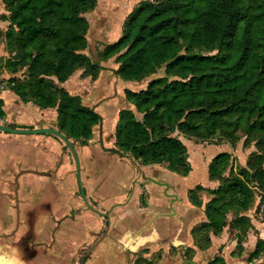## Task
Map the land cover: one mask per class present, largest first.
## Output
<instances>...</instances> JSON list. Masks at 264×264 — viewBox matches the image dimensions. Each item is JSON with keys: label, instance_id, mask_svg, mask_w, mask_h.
I'll return each instance as SVG.
<instances>
[{"label": "trees", "instance_id": "1", "mask_svg": "<svg viewBox=\"0 0 264 264\" xmlns=\"http://www.w3.org/2000/svg\"><path fill=\"white\" fill-rule=\"evenodd\" d=\"M2 1L9 15L8 87L22 102L55 109L57 129L85 144L100 117L62 84L79 70L94 81L101 70L85 53L84 15L97 0ZM98 58L113 59L114 75L126 82L153 76L138 91L124 89L132 109L119 112L114 130L116 146L142 165H166L187 177L192 167L180 136L205 142L218 135L231 144L244 138L255 146L238 171L231 153L215 155L207 175L217 185L188 191V201L203 206L200 230L216 236L228 227L243 245L252 229L246 213L264 194V0L140 1ZM202 191L211 196L206 202ZM263 252L258 239L248 261Z\"/></svg>", "mask_w": 264, "mask_h": 264}, {"label": "rangeland", "instance_id": "2", "mask_svg": "<svg viewBox=\"0 0 264 264\" xmlns=\"http://www.w3.org/2000/svg\"><path fill=\"white\" fill-rule=\"evenodd\" d=\"M140 1H146V0H97L95 8L84 15V17L86 18L89 24V29L87 31L88 45H87V49L85 50V53L90 57L92 61L99 63V65L102 67L101 69L102 72L100 71L98 74V78L101 75V83L100 86H95V85L93 86V87H97L94 91V94L99 95L100 93L105 92V90L107 91L109 86H112L114 84L113 82H116L115 89L117 90L118 94L114 91L112 92L111 90L107 94L110 95V98H113L115 96L117 97L112 100H108L110 99L108 98L107 99L108 101L103 102L97 108V113L103 117L106 116L108 117L109 115H113L114 109L116 108L117 105L127 106L128 103L123 96L122 99L120 98L118 99V97H120L119 96L120 92L122 93V88L138 91L144 88L147 82L153 77L151 76L149 78H146L141 82L123 81L114 75L113 70L115 69L116 65L114 64L113 59L107 61H100L98 58L99 51H101L107 44L112 43L119 38V36L121 35L122 25L125 17L132 11V9ZM8 16L9 15L5 9L4 3L2 0H0V75L4 79L10 78V75L7 73L6 69L4 68L5 61L9 58V52L7 50L6 40L3 36V34H5L6 30L9 28L8 27L9 22L7 19ZM81 72L82 71L79 70L74 73L76 74L75 75L76 79L71 83L73 87L75 86L74 88L76 91H77L76 87H78L76 84H80L79 82L83 78H87L90 80V77L81 76ZM157 75H162V70ZM6 88H8V85ZM88 89L89 86L87 90ZM79 90L81 93H84L86 89L84 87L83 88L81 87ZM87 90L86 93H88ZM8 91L11 93V90ZM112 93L113 96L111 95ZM111 118H112L111 121H113L114 117ZM111 133L113 134V131ZM97 134H98V129L96 128L95 139L97 138ZM180 139L187 146L188 161L191 164L192 171L187 177H182L165 169V165H161V166L153 165V168H155L153 172L154 174L156 172L158 173L161 171V173H159L157 176H154V179L156 181L166 182L171 185V189H170L171 200H169V197H166V199L165 197H163L164 202L161 200L156 204L149 206L150 207L149 209L152 210L153 206L155 208L162 209L167 205H169L171 209L174 211L172 213L166 210V212L168 213V217L171 218L175 215L178 216V211L174 210V208L177 207V209L179 208L181 214L186 215V217L183 218L185 222L179 223V225H176V227L173 228L170 226L171 228L168 229L170 230V233L164 234V236L156 229L157 233H155V237H151L152 240H149L147 243H145V245L138 248L137 251L139 252L136 251L130 252L134 256L129 257L128 262L126 260L127 254L125 255L124 252V250H126L127 247H125L124 243L119 244L120 245L119 251H114L110 246L111 244H109L107 247H109L112 254L108 257V264H131L132 262H134L136 256L141 254H145L147 260H150L152 264H181L182 262L181 251L184 248H187L188 246L192 247L193 239L194 242L201 244L203 248L209 246V249L204 251L202 250V252L198 250L192 251L191 257L198 264H206L212 258L218 256L224 258L225 264H264V252L261 254V256L258 259L252 260L250 262L248 261V257L251 254V252L254 250V246L251 244L250 241H248L247 238H245L243 245H237L236 242L237 238L241 236V234L236 233L234 230L231 231L230 229H228V227H225L220 234L214 237L212 233L210 234L207 233L206 231L200 230V225H199L194 229L195 231H194L193 239L189 235L191 228L195 226L196 223H200L201 221L205 220V215L203 213V206L197 209L189 208L190 206L187 200V195H188L187 190L195 188L197 185H203L206 188H213L217 184V183L212 184L208 180L207 168H206V164L208 160L211 158V156L213 157L214 155L218 154V152L220 151L229 152L233 157L231 165L233 169H236L238 171L240 167H244L249 155L253 152H256L255 146L253 144L249 146H245L244 138H240L231 144L230 142L223 140L218 135L214 136L213 138L205 142H199L193 138H185L183 136H180ZM92 150L94 152L93 153L94 158L92 159L91 168L95 172H100L103 176L108 177L111 182V184L109 183L107 188L105 189L103 203H107V202H109L110 204L116 203L117 202L116 199L121 196L122 191H124V193L129 192L131 195L132 187L127 189L126 188L127 185H124V182L126 180L127 182H129L132 175L135 174L136 169L132 166V164L126 162L124 163V165H122V162L119 161L118 160L119 158L115 155L112 156L109 155L110 157H107V160H102L100 158L101 153H99L96 149L92 148ZM45 185L46 184H43V187H41L42 184H39V186L43 190L45 189ZM133 187L135 188V182L133 184ZM34 196L36 197L40 196L44 199L47 198L45 192H40L39 194L33 195L31 197ZM199 196L201 197L203 202H206L211 197L207 191L200 192ZM262 196H264L263 193ZM140 197H141L140 199H142L144 202L148 200V194L146 192H144ZM180 200H182L183 204L180 203ZM61 201L63 203H59L56 201L55 202L52 201L51 203H49L51 207L50 211L51 212L54 211L57 204L60 206L59 207L60 210V208L63 207V205L65 206L66 204L71 202L70 199H64ZM257 201L254 202L255 204L251 208V211L254 210ZM33 202L34 200L29 198L28 202L25 203L24 205H28L31 207ZM139 206H141V204ZM39 207L42 208L39 211V213H45L48 210V204H46L44 207L43 206L42 207L39 206ZM57 209L58 208H56V210ZM28 210H30V208L25 207L24 213H27ZM45 214H47V212ZM246 214L250 217L251 213L247 212ZM34 215H35V209L32 210L31 217L34 218L35 217ZM232 219H233V215L229 214L228 221ZM251 221L253 220L251 219ZM94 227L98 228L97 226ZM122 230H123L122 227L118 225L116 226L112 225L110 234L111 235L113 233L121 234L123 233ZM251 230L252 229H250L249 231ZM138 234L144 237L153 235V233L150 234L149 230H141ZM208 235L211 239L209 241L206 239ZM117 238H121V237L119 236ZM58 248L60 249V247ZM8 262L10 264V261Z\"/></svg>", "mask_w": 264, "mask_h": 264}, {"label": "flooded vegetation", "instance_id": "3", "mask_svg": "<svg viewBox=\"0 0 264 264\" xmlns=\"http://www.w3.org/2000/svg\"><path fill=\"white\" fill-rule=\"evenodd\" d=\"M100 71L102 72V70ZM113 83L114 84L109 86L107 91L105 90V92H102L99 95H93L91 99L93 100L91 107H88L91 108L95 113H97V108L100 106V104L117 97L115 96L110 98V95L107 94L110 90L117 93V90L115 89L116 82ZM124 89L122 90L123 94L120 92V97H118V99H122V96L125 98ZM111 95L113 96V93ZM127 107L130 108L128 104L127 106L117 105L114 109L113 115H109L108 117H103L97 113L100 117L99 123L93 128L92 137L85 144H80L79 142L70 139L71 141H74L75 147H77L76 150L78 155L80 151L90 153L91 162L94 158V152L92 150L93 148L101 153L100 158L102 160H107V157L115 155L119 158L118 160L122 162V165H124L126 162L132 164L136 170L129 182L126 180V188L129 189L132 187L131 195L129 192L125 193L126 196L124 199H127V201L114 203L108 207L100 206L96 200H93L92 198L88 199L84 190L89 205L97 210L98 213H96L90 210L84 204L77 184L78 188L74 194L75 197L70 199L71 202L66 204L64 207H61L59 211L55 212L54 215L51 216L52 218L50 217L52 220L51 222L48 220V222L45 220H40L38 223L39 216H42L43 219H46L48 213H52L50 211L51 207L49 204L52 202V200L48 197L46 199L40 196L34 197V202L32 203L31 207H27L30 208V210H28V229L18 231L19 236L17 241L14 242L16 245L13 247L12 252H9V247H5V245L1 243L2 241H9L8 238L5 237L6 232L0 231V255L2 257H10L16 262L20 260L18 262L19 264H108V257L112 254V252L107 246L111 244L110 246L114 251H119V244L124 243L125 247H127L124 252L125 255L127 254L126 260L128 262L129 257L134 256L130 252H139L137 249L145 245V243H147L149 240H152L151 237H155L157 230L164 236V234L170 233V230H168L169 228L176 227V225H179V223L185 222L183 218L186 217V215L181 214L179 208L177 209V207H175L174 210L178 211V216L175 215L171 218L168 217V213L166 212V210L172 213L174 212L169 205L162 209L155 208L154 206L152 210L149 209V206L154 205L161 200L164 202L163 197H165V199L166 197H169V200H171V185L166 182L156 181L154 179V176H157L159 173H161V171L154 174L153 172L155 168H153V165L156 166L159 164L142 165L130 154L121 151L116 146L114 130L117 120L115 126L113 127L114 120L115 118L118 119L119 112ZM111 117H114L113 121H111ZM96 128L98 129V134L97 138L95 139ZM112 131L113 134L111 133ZM134 182L135 188L133 187ZM137 189H140V193H136ZM144 192L148 194V200L146 202L140 199V196ZM64 199L67 198L60 196L59 198H56L55 201L63 203L61 200ZM131 203L138 206L141 204V206H133V208L129 207L128 209L122 208ZM180 203L183 204L182 200H180ZM188 203L190 209L198 208L192 205L189 201ZM46 204H48V210L46 211L47 214H45L46 212L39 213V211L42 209L39 206L44 207ZM67 205L68 208H66ZM98 205L101 209L97 208ZM34 209L35 217L32 218L31 212ZM202 222L203 221L196 223V225L191 228L189 235L192 239L195 227L201 225ZM112 225H118L122 227L123 233H113L111 235L110 230ZM94 226H97L98 228ZM141 230H149L150 234L153 233V235L148 237L140 236L138 233ZM119 236L121 238H117ZM139 239H144V243L140 244ZM58 247H60V249ZM207 249H209V246L203 248L201 244L194 242L193 239L192 247L188 246L181 251V264H198L191 257L192 251L198 250L202 252V250L204 251ZM12 254L13 256H11ZM217 258L222 257H214L206 264H212V262H214V260ZM131 264L152 263L150 260H147L145 254H141L136 256L134 262Z\"/></svg>", "mask_w": 264, "mask_h": 264}, {"label": "crops", "instance_id": "4", "mask_svg": "<svg viewBox=\"0 0 264 264\" xmlns=\"http://www.w3.org/2000/svg\"><path fill=\"white\" fill-rule=\"evenodd\" d=\"M75 75L73 74L62 86L71 95L79 96L85 106L91 107L93 101L91 99L97 88L93 86H100L101 75L94 81L91 78L90 80L83 78L79 82L80 84H76L78 86L76 87L77 91L74 88L75 86L73 87L71 84L76 79ZM88 86L89 89L87 90ZM81 87H84L88 93H86V90L81 93L79 90ZM8 90L11 89L5 87L0 92V110L2 109L3 112V116H0V124L19 128L50 127L57 129L55 109H41L32 102H22L12 90L11 93ZM128 105L130 108L132 107L130 104ZM116 120L115 118L113 127ZM81 152H79L81 182L87 198L96 200L100 206H110L109 202L103 203L105 189L109 183L111 184L110 179L91 168L90 153ZM213 157L211 156L208 160L206 168ZM209 182L212 184L217 183ZM39 184H42L41 187L46 184L45 189L43 190ZM124 185H126V181ZM77 188L74 162L69 151L58 138L51 135H12L0 132V231L6 232L5 237L9 241L0 242L5 247H9V252H12L13 247L16 245L14 242L18 239V231L28 229L29 215L28 212L24 213V208L28 205L24 204L27 203L29 198L36 197L31 196L45 192L46 196L54 202L60 196L67 199L75 197L74 194ZM136 193H140V189H137ZM125 196L124 191H122L121 196L116 199V203L127 201V199H124ZM99 205L97 208L101 209ZM133 206L138 207V205L131 203L127 204L126 208H122L128 209L129 207L133 208ZM59 207L57 204L58 211ZM56 208L52 213H48L46 219L39 216L38 223L40 220L51 222V216L57 212ZM66 208H68V205ZM250 218L253 220L251 223L254 229L252 227V230L248 231L246 238L255 246L258 239L264 240V225L259 219L252 218L251 215ZM144 241V239H139L140 244ZM0 257L5 261H10V264H19L20 261L16 262L10 257H2L1 255Z\"/></svg>", "mask_w": 264, "mask_h": 264}, {"label": "water", "instance_id": "5", "mask_svg": "<svg viewBox=\"0 0 264 264\" xmlns=\"http://www.w3.org/2000/svg\"><path fill=\"white\" fill-rule=\"evenodd\" d=\"M0 132L12 134V135H51V136L58 138L61 141V143L64 145V147L69 150L72 156L74 166H75L77 184H78L80 195L82 197L84 204L90 210L98 213L95 208L89 205L86 199L85 192H84L82 182H81V176H80L81 174L80 159H79V155L77 153L74 141H71L70 139H68L59 130L50 128V127L19 128L15 126H8L5 124H0Z\"/></svg>", "mask_w": 264, "mask_h": 264}, {"label": "built area", "instance_id": "6", "mask_svg": "<svg viewBox=\"0 0 264 264\" xmlns=\"http://www.w3.org/2000/svg\"><path fill=\"white\" fill-rule=\"evenodd\" d=\"M8 79H0V92L7 87ZM253 218L259 219L264 225V196L258 198L257 204L250 214Z\"/></svg>", "mask_w": 264, "mask_h": 264}, {"label": "bare ground", "instance_id": "7", "mask_svg": "<svg viewBox=\"0 0 264 264\" xmlns=\"http://www.w3.org/2000/svg\"><path fill=\"white\" fill-rule=\"evenodd\" d=\"M142 244V243H141ZM0 264H9V262L8 261H5V260H3L1 257H0Z\"/></svg>", "mask_w": 264, "mask_h": 264}]
</instances>
